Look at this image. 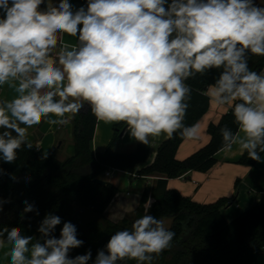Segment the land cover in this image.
Here are the masks:
<instances>
[{
    "label": "clouds",
    "instance_id": "clouds-1",
    "mask_svg": "<svg viewBox=\"0 0 264 264\" xmlns=\"http://www.w3.org/2000/svg\"><path fill=\"white\" fill-rule=\"evenodd\" d=\"M253 55L264 57V6L255 0H85L78 8L71 0H0V88L16 93L0 99V160L14 163L18 151L33 148L30 128L66 125L85 102L97 120L124 123L145 145L161 134L198 139L199 125L184 124L186 81L215 69L210 99L230 108L237 125L235 133L221 129L219 151L235 146L262 162L264 73L250 69ZM24 203V213L34 210ZM60 224L47 214L39 238L4 227L0 249L11 246L10 264H88L91 249L69 255L84 244L76 226L63 223L57 238ZM175 235L146 208L131 230L111 235L93 264H153Z\"/></svg>",
    "mask_w": 264,
    "mask_h": 264
},
{
    "label": "trees",
    "instance_id": "trees-1",
    "mask_svg": "<svg viewBox=\"0 0 264 264\" xmlns=\"http://www.w3.org/2000/svg\"><path fill=\"white\" fill-rule=\"evenodd\" d=\"M82 4L85 0H80ZM43 7V5L41 6ZM251 70L264 71V57L250 56ZM219 70L206 75L196 74L186 81L191 88L189 105L184 119L185 125L198 124L209 112L210 85L218 78ZM98 120L87 105L74 119V154L60 161L53 154L42 159L36 146L26 147L17 153L14 163L0 160V230L4 227H19L22 235H34L44 217L51 213L61 218L54 235L59 238L65 222L76 226L77 238L84 244L70 252V257L92 251L93 264L98 250L104 249L112 234L123 229L131 230L135 219L140 218L152 199L148 214L157 219L171 220L170 230L175 232L173 246L156 257L153 264H257L264 253V201H258L235 219L228 220L224 210L230 208L234 199L221 198L215 203L200 204L174 189H168V181L179 179L190 172L208 173L217 164L223 138L221 129L237 131L231 110L217 123H210L207 145L179 160L177 153L186 138L175 133L164 141L157 150L154 162L141 170L138 166L147 162L151 146L140 143L132 154L113 151L123 130L124 123L114 128V135L106 151L95 154L91 144ZM264 153H261V159ZM259 162L248 158L244 152L238 165L255 169ZM121 171L141 178L158 176L155 186H147L139 208L131 217L113 222L106 212L114 201L118 189L106 178L107 171ZM9 174H15L12 180ZM30 177V180L28 179ZM96 180H104L99 184ZM238 182L236 183V189ZM25 201L34 205V210L24 213ZM37 213H39L37 215ZM123 264H137L126 259Z\"/></svg>",
    "mask_w": 264,
    "mask_h": 264
},
{
    "label": "crops",
    "instance_id": "crops-1",
    "mask_svg": "<svg viewBox=\"0 0 264 264\" xmlns=\"http://www.w3.org/2000/svg\"><path fill=\"white\" fill-rule=\"evenodd\" d=\"M71 2L76 8L82 4L80 0H71ZM255 2L264 6V4H261V0H255ZM63 40L70 44L76 43L74 37L67 35L63 37ZM15 95L14 90L9 89L7 85L0 88V99L11 100ZM86 106L87 103L85 102L81 111ZM229 111L230 108L227 106H217L211 100L208 114L198 123L200 128L199 138L185 140L177 153V159L183 160L207 145L210 141V136L207 133L209 124L217 123L222 115ZM75 116L68 124L63 126H49L46 122L42 121L41 124L33 126L28 130V140L36 146L37 152L41 155L47 152V156L54 154L60 161H65L74 154L73 133ZM118 124L105 123L98 120L95 136L91 144V149L95 154L106 151L113 138L114 128ZM126 129L122 131L113 147L115 153L132 154L140 144V142L134 140L129 135ZM167 139L168 137L164 134L157 137H149L150 154L147 162L138 166V171L146 166H150L154 162L158 147ZM242 155L235 146L232 151H221L217 154V164L211 171L208 173L190 172L184 178L169 180L168 189L177 190L182 195L200 204L215 203L221 198H235L233 205L224 210L226 218L233 220L239 214L254 206L258 201H264V156L262 162H259L257 167L252 169L237 164ZM117 172L122 175L121 178L118 179L113 174L107 179L118 189L114 201L106 212V217L113 222H118L125 217H131L140 206L145 188L147 186H155L160 179L158 176L141 178L138 175H130L121 171ZM192 174L195 178L193 180L191 179ZM187 180H191V183L186 182ZM237 182L238 188L236 189ZM128 190L130 192L135 191L136 193H130ZM152 202L153 200L150 199L146 205L147 210ZM235 204L237 210L241 209L242 211L237 213L236 208H234ZM10 247L9 245L6 248L0 249V264H10V257L5 256V252L9 251ZM257 264H264V253L259 256Z\"/></svg>",
    "mask_w": 264,
    "mask_h": 264
},
{
    "label": "rangeland",
    "instance_id": "rangeland-1",
    "mask_svg": "<svg viewBox=\"0 0 264 264\" xmlns=\"http://www.w3.org/2000/svg\"><path fill=\"white\" fill-rule=\"evenodd\" d=\"M113 174H114V177H116V178H118V179L121 178V176H122V175H121L119 172H117V171H114ZM191 179H192V180L195 179L193 174L191 175ZM186 182L191 183V180H187ZM128 191L130 192V190H128ZM133 192H134V194L136 193L135 191H133ZM133 192H130V193H133ZM134 194H133V195H134ZM133 197H134V196H133ZM234 208H236V204L234 205ZM236 210H237V208H236ZM240 211H242V210H241V209H238L236 212L239 213ZM106 218H107V217H106ZM107 219H108V218H107ZM108 220H109V219H108ZM170 225H171V220H167L165 226L169 228Z\"/></svg>",
    "mask_w": 264,
    "mask_h": 264
},
{
    "label": "built area",
    "instance_id": "built-area-1",
    "mask_svg": "<svg viewBox=\"0 0 264 264\" xmlns=\"http://www.w3.org/2000/svg\"><path fill=\"white\" fill-rule=\"evenodd\" d=\"M113 170H109V171H107L106 172V174H105V178L106 179H109L112 175H113ZM185 176H183V177H181V178H184Z\"/></svg>",
    "mask_w": 264,
    "mask_h": 264
},
{
    "label": "water",
    "instance_id": "water-1",
    "mask_svg": "<svg viewBox=\"0 0 264 264\" xmlns=\"http://www.w3.org/2000/svg\"><path fill=\"white\" fill-rule=\"evenodd\" d=\"M96 182L99 183V184H105L104 180H96Z\"/></svg>",
    "mask_w": 264,
    "mask_h": 264
}]
</instances>
